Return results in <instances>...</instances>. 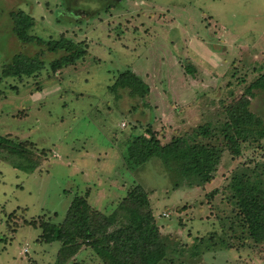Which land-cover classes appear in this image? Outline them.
Wrapping results in <instances>:
<instances>
[{
  "label": "rangeland",
  "instance_id": "374dc122",
  "mask_svg": "<svg viewBox=\"0 0 264 264\" xmlns=\"http://www.w3.org/2000/svg\"><path fill=\"white\" fill-rule=\"evenodd\" d=\"M19 10L31 17L29 33L85 40L87 50L56 73L0 80V134L47 152L34 171L0 159V264H56L58 243L38 242L40 228L24 218L59 222L75 193L108 213L134 183L148 190L168 236L160 264H264V243L191 256L198 237L228 214L221 199L231 174L252 170L246 161H260L264 149L232 156L225 148L214 178L200 186L180 179L173 162L130 166L123 157L135 135L150 130L167 143L223 118V104L264 70V0H0V70L14 54L39 49L14 35L10 13ZM125 70L148 87L144 97L108 89ZM249 108L264 120L263 91L253 90ZM74 258L63 264H103L90 248Z\"/></svg>",
  "mask_w": 264,
  "mask_h": 264
},
{
  "label": "trees",
  "instance_id": "16d2710c",
  "mask_svg": "<svg viewBox=\"0 0 264 264\" xmlns=\"http://www.w3.org/2000/svg\"><path fill=\"white\" fill-rule=\"evenodd\" d=\"M10 14L14 18L12 31L17 39L23 43H36L39 49L32 54H14L2 65L0 80L13 76L22 81L43 69L56 73L74 65L86 53L85 40L75 41L62 34L46 39L35 36L28 32L32 25L30 16L20 10ZM48 54H52L51 59ZM121 88H128L139 97L148 92V87L128 70L119 72L108 85L114 92ZM253 90L264 92V70L236 100L223 104L222 119L198 125L189 134L174 136L167 143L159 141L148 130V136L138 134L127 141L123 157L130 166L158 157L162 162L177 164L180 179L189 186L210 182L225 148L232 156L250 149H264V120L249 108ZM37 149L27 139L0 134V159L9 160L13 167L34 171L47 153L44 148ZM246 162H249L247 166L253 165V169L235 170L226 185L225 199H221L229 205L228 214L220 219L216 216L218 228L198 237L191 251L192 257L215 247L230 249L264 243V154L260 161L253 158ZM132 185L108 213L91 205L87 193H75L61 221L40 219L35 223L33 219L24 218L23 223L40 228L38 242L58 243L56 264L71 258L75 260V254L82 248H90L103 264H160L169 258L168 236L158 228L148 190L137 183ZM185 207L181 206L178 211H186ZM230 237L237 241L230 242Z\"/></svg>",
  "mask_w": 264,
  "mask_h": 264
},
{
  "label": "crops",
  "instance_id": "0c3cea01",
  "mask_svg": "<svg viewBox=\"0 0 264 264\" xmlns=\"http://www.w3.org/2000/svg\"><path fill=\"white\" fill-rule=\"evenodd\" d=\"M90 203V202H89ZM91 204V203H90ZM92 205V204H91ZM95 207V206H94ZM98 209V208H97ZM100 210V209H99Z\"/></svg>",
  "mask_w": 264,
  "mask_h": 264
},
{
  "label": "built area",
  "instance_id": "2783aa9c",
  "mask_svg": "<svg viewBox=\"0 0 264 264\" xmlns=\"http://www.w3.org/2000/svg\"><path fill=\"white\" fill-rule=\"evenodd\" d=\"M124 125V123H122V126Z\"/></svg>",
  "mask_w": 264,
  "mask_h": 264
}]
</instances>
